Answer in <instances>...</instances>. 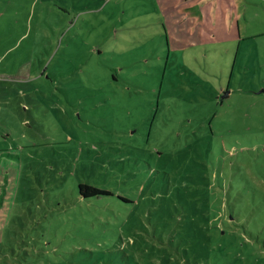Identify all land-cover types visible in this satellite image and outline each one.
Returning a JSON list of instances; mask_svg holds the SVG:
<instances>
[{
    "label": "rangeland",
    "instance_id": "1",
    "mask_svg": "<svg viewBox=\"0 0 264 264\" xmlns=\"http://www.w3.org/2000/svg\"><path fill=\"white\" fill-rule=\"evenodd\" d=\"M0 154L4 242L31 230L64 264L119 246L264 264V204L255 237L213 220L264 190V0H0ZM79 183L114 196L79 202Z\"/></svg>",
    "mask_w": 264,
    "mask_h": 264
},
{
    "label": "trees",
    "instance_id": "2",
    "mask_svg": "<svg viewBox=\"0 0 264 264\" xmlns=\"http://www.w3.org/2000/svg\"><path fill=\"white\" fill-rule=\"evenodd\" d=\"M3 154H0V157ZM5 161L3 163L0 164V199L2 197V195H8L4 198V201L2 202L0 200V264H64V259L62 257H56L53 258L52 256H50V254L44 253L45 255L40 256L39 252H37L36 249H40V250H44L47 248L48 244L51 243V240H49V238L47 239L46 242H42L41 240H33V241H29V236L34 237V233H30L31 230H29V233L26 234V237L21 241H18L16 238L17 236V231L14 233V237H8L7 241L4 242L3 241V229L5 228L6 224V215H7V210L8 208H10V201L12 200V196H11V192H13L12 189V181L9 179H6V170L12 169V167L14 166L12 163H6L4 165ZM241 179H239L236 182L235 186H239L243 181L248 180L247 178H244L242 175L240 176ZM78 190H77V196L80 198L79 202H83V201H90L92 199H94L95 201H102V199L104 197H113V193L105 190V189H101L98 187H94L92 185H88V184H78ZM10 192V193H9ZM225 193V192H224ZM238 195H240V198H238L236 201H230L229 205H225V208L228 206H232L230 208V211L228 212V214L225 216L224 212L222 211H218V216H214L213 220H219V222L216 223V226L214 227V229L218 230L219 232V239H224V238H228L229 236L226 235L227 234V230H225V228H222L221 226H225L228 227L229 224L233 223L234 225H239V223H242V228L248 233V237L251 238V236H254L259 233V222L258 221H252L251 219H249L250 214L254 211H252V207L249 206V204L251 202H255L256 204H264V190H262L259 186H250L248 188H246V190L243 191V193H239ZM99 198V199H97ZM118 198V197H117ZM78 199V198H77ZM219 200H224L223 198H219ZM113 201H116L115 199ZM123 201L125 202H129L126 199H123ZM78 202V203H79ZM247 205L248 208H250L251 210L246 213L243 214L241 217H239L240 214L243 213V208L244 205ZM224 208V210H225ZM238 212H240L239 214H237ZM256 214V213H255ZM231 217V218H230ZM226 219V220H225ZM212 224V223H211ZM262 233H264V229H262ZM220 232L222 233V235L220 234ZM246 235V234H245ZM225 236V237H223ZM16 237V238H15ZM40 237V236H39ZM222 237V238H221ZM233 237V235H232ZM231 237V238H232ZM38 238V236H37ZM230 238V237H229ZM128 244V242H127ZM130 244L132 245L133 242H130ZM28 245L32 246L33 249L32 251H30L29 249H25ZM206 244L204 243L203 246H205ZM35 246V248H34ZM37 246V247H36ZM15 247L16 249H20L23 252V257L22 258H18L15 254ZM116 247H114V249L109 252L111 255L107 256L105 260H101L103 263H109V264H148V263H144V262H140L135 253H136V249H131L130 254H127L125 252V248L121 249L123 250L124 253H126V256H122L120 254H117L120 250V246H119V250L115 249ZM156 247H153V251L151 252H155L157 255H160L159 257H161V259L164 258V256L167 257V253L164 250H161V252H157ZM140 253V252H139ZM150 253V252H149ZM203 253V252H202ZM151 254V253H150ZM26 257H25V256ZM149 256H154V255H148ZM84 257V256H82ZM155 257V256H154ZM57 260L56 261H54ZM161 259H159V263H150V264H165ZM83 261L85 262H92L95 264H103L99 258H90V259H84ZM10 262V263H9ZM177 264H186V262L184 261V259H180L175 261ZM73 264H81V263H73ZM214 264V263H212ZM231 264H236L235 262V257L233 258V261Z\"/></svg>",
    "mask_w": 264,
    "mask_h": 264
},
{
    "label": "water",
    "instance_id": "3",
    "mask_svg": "<svg viewBox=\"0 0 264 264\" xmlns=\"http://www.w3.org/2000/svg\"><path fill=\"white\" fill-rule=\"evenodd\" d=\"M225 93L226 92H223L222 95L220 96L221 99H223L225 97Z\"/></svg>",
    "mask_w": 264,
    "mask_h": 264
}]
</instances>
